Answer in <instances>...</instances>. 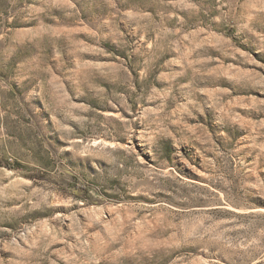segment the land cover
Instances as JSON below:
<instances>
[{"label": "rangeland", "instance_id": "obj_1", "mask_svg": "<svg viewBox=\"0 0 264 264\" xmlns=\"http://www.w3.org/2000/svg\"><path fill=\"white\" fill-rule=\"evenodd\" d=\"M0 264H264V0H0Z\"/></svg>", "mask_w": 264, "mask_h": 264}, {"label": "trees", "instance_id": "obj_2", "mask_svg": "<svg viewBox=\"0 0 264 264\" xmlns=\"http://www.w3.org/2000/svg\"><path fill=\"white\" fill-rule=\"evenodd\" d=\"M2 164V163H1Z\"/></svg>", "mask_w": 264, "mask_h": 264}]
</instances>
